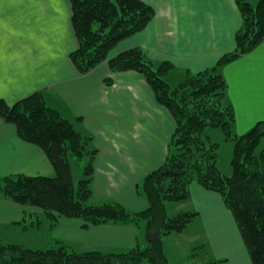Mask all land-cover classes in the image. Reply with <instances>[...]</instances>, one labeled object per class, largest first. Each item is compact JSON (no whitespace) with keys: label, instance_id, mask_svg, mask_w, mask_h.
Segmentation results:
<instances>
[{"label":"crops","instance_id":"0c3cea01","mask_svg":"<svg viewBox=\"0 0 264 264\" xmlns=\"http://www.w3.org/2000/svg\"><path fill=\"white\" fill-rule=\"evenodd\" d=\"M143 1L153 7V16L142 30L120 40L109 58L140 47L155 64H172L166 80L178 81L170 83L175 86L185 73L214 67L235 49V34L242 24L236 0ZM76 46L69 0H0V99L10 105L43 91L51 107L91 137L90 147L96 151L88 203L116 201L141 211L148 202L137 184L165 160L175 120L138 71H111L106 59L79 72L69 59ZM217 71L226 80V99L234 110L233 133L243 134L264 121V40ZM262 140L264 135L258 144ZM16 173L53 176L54 169L39 146L19 138L15 126L0 117V174ZM189 190L187 210L198 212L195 219L203 227L210 260L251 264L221 195L196 181ZM52 214L0 198L3 228L41 234L4 243L44 249L59 240L76 251H124L144 245V238L154 234H147L143 223L86 225L81 218ZM228 231L232 236L227 237ZM167 237L164 244L174 240Z\"/></svg>","mask_w":264,"mask_h":264},{"label":"trees","instance_id":"16d2710c","mask_svg":"<svg viewBox=\"0 0 264 264\" xmlns=\"http://www.w3.org/2000/svg\"><path fill=\"white\" fill-rule=\"evenodd\" d=\"M71 24L77 41L69 54L75 68L85 73L104 60L111 71L141 73L157 101L175 120L163 163L144 176L137 191L148 205L132 211L116 201L89 204L92 195V161L95 149L91 137L83 135L41 90L13 104L0 99V117L12 123L22 140L39 146L51 162L54 175L0 174V198L37 206L48 214L56 212L81 218L88 224L108 222L143 223L144 245L128 250L76 251L63 241L48 248L33 249L20 243L0 241V264H169L164 238L184 232L198 212L169 211L168 202L188 201L191 182L219 193L231 211L251 264H264V148L255 146L264 135V121L243 134L233 133L235 114L226 99L227 83L217 68L250 52L264 40V0H236L242 24L235 34V49L222 55L216 65L196 73H185L172 86L166 75L173 69L168 61L152 62L140 47L108 57L122 39L142 30L154 14L143 0H69ZM219 128L225 140H232L231 173L217 164L219 142L206 128ZM83 159L82 176L75 185L71 160ZM209 260L202 264H216Z\"/></svg>","mask_w":264,"mask_h":264},{"label":"rangeland","instance_id":"374dc122","mask_svg":"<svg viewBox=\"0 0 264 264\" xmlns=\"http://www.w3.org/2000/svg\"><path fill=\"white\" fill-rule=\"evenodd\" d=\"M252 1L254 3L257 2V0ZM169 80L170 83L173 85L178 82L170 78ZM206 131L210 133L212 139L215 142H219L217 158V164L219 169L225 174H230V158L233 146L232 140H225L224 135L219 128L207 127ZM263 147L264 140H262L259 144L255 146V154H258ZM70 160L72 165L73 182L76 185L78 183V180L82 176V167L85 159L80 162H76L73 159ZM189 204V201L167 203L169 211L172 213H176L181 210H187V206H189ZM3 227V225H0V240L2 242H8L10 240L14 242L22 240L26 241L28 240V238H34L36 235H41L35 230L14 233L12 227L8 229ZM203 232V227L202 225H200L199 220L194 219L191 221V223H189L187 229H185L184 232L168 236L166 239H174L172 241L166 240L164 244V250L168 256L169 264H202L203 262H208L210 260L208 256H211V253L209 251L208 244L205 243L207 242V240L204 237ZM228 236H232L231 231L227 232V237ZM244 248L246 249L245 245Z\"/></svg>","mask_w":264,"mask_h":264},{"label":"water","instance_id":"95a60500","mask_svg":"<svg viewBox=\"0 0 264 264\" xmlns=\"http://www.w3.org/2000/svg\"><path fill=\"white\" fill-rule=\"evenodd\" d=\"M152 236H153V237H156V235H155V234H153Z\"/></svg>","mask_w":264,"mask_h":264}]
</instances>
